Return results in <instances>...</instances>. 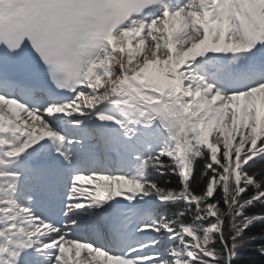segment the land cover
Returning a JSON list of instances; mask_svg holds the SVG:
<instances>
[{
  "label": "snow or ice",
  "instance_id": "1",
  "mask_svg": "<svg viewBox=\"0 0 264 264\" xmlns=\"http://www.w3.org/2000/svg\"><path fill=\"white\" fill-rule=\"evenodd\" d=\"M0 264H264V0H0Z\"/></svg>",
  "mask_w": 264,
  "mask_h": 264
},
{
  "label": "trees",
  "instance_id": "2",
  "mask_svg": "<svg viewBox=\"0 0 264 264\" xmlns=\"http://www.w3.org/2000/svg\"><path fill=\"white\" fill-rule=\"evenodd\" d=\"M159 179L163 180V179H165V178L160 177ZM172 179L175 180L176 178H175V177H172Z\"/></svg>",
  "mask_w": 264,
  "mask_h": 264
}]
</instances>
